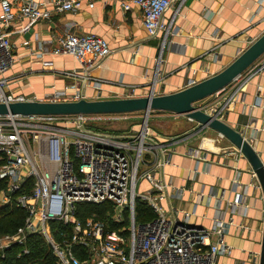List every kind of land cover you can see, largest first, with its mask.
I'll return each mask as SVG.
<instances>
[{"label": "built area", "instance_id": "built-area-1", "mask_svg": "<svg viewBox=\"0 0 264 264\" xmlns=\"http://www.w3.org/2000/svg\"><path fill=\"white\" fill-rule=\"evenodd\" d=\"M96 1L57 0L50 10L34 0H0V103L34 101L6 91L9 81L5 75L16 58L10 37L15 20L26 19L30 24L49 22L55 14L77 13L84 2L94 8ZM187 1L129 0L122 7L129 11L137 6L148 35L161 39L163 48ZM174 5L172 18L164 20ZM46 53L72 57L91 69L108 58L112 49L96 35L69 29L53 38L49 50L41 48L40 55ZM52 66L50 60L43 62V68ZM263 71L264 56L227 89L212 96L214 103L197 107L224 121L225 112L248 82ZM93 86L100 89V83ZM82 98L85 96L80 92L71 96L60 90L38 101L72 102ZM136 114L0 116V181L4 184L0 206L25 211L24 222L15 232L0 234V259H6L14 247L20 248L18 257L28 255L27 244L32 236L46 242L57 264H215L219 255L231 253L224 241L228 224L221 218L214 220L211 230L190 227L192 213L166 209L162 203L168 198L169 185L163 180V172L170 164L171 145L195 138L208 128L184 116L164 113L175 119L183 117L195 123L196 128L180 138L161 142L148 127L155 112H140L142 124L128 132L112 133L99 128L129 121ZM232 151L235 158L242 157L235 147ZM188 153L197 161L209 163L205 155L199 156L198 150L190 149ZM140 181L150 187L138 194ZM138 201L152 211L151 220L137 221ZM87 204H105L110 209L105 219L96 214L81 219L79 207ZM232 206L242 208L240 195L235 196ZM212 237L216 238L214 243Z\"/></svg>", "mask_w": 264, "mask_h": 264}, {"label": "crops", "instance_id": "crops-1", "mask_svg": "<svg viewBox=\"0 0 264 264\" xmlns=\"http://www.w3.org/2000/svg\"><path fill=\"white\" fill-rule=\"evenodd\" d=\"M34 1L53 10L57 0ZM127 1L97 0L94 8L84 2L77 13L55 14L49 22L16 19L10 28L16 58L5 75L6 91L34 101L60 90L71 96L80 92L87 100L144 97L156 77L155 94L156 89L170 94L219 73L264 33V0H188L162 50L160 39L151 38L145 30L141 10L132 6L124 11L122 4ZM175 10L174 5L164 20L169 21ZM69 29L104 39L112 54L91 69L69 56L40 55L42 47L49 50L53 38ZM48 60L53 66L43 68ZM73 72L77 75H66ZM96 82L99 90L93 86ZM179 119L196 128L195 123ZM223 119L264 158V71L248 82ZM190 149L205 155L209 163L195 160ZM232 150L231 143L210 129L171 145L170 164L163 172L168 198L162 203L166 209L192 213L190 227L211 230L216 218L228 224L224 241L231 253L219 255L215 264H258L264 201L248 162L243 156L235 158ZM236 195L242 197V208L233 209Z\"/></svg>", "mask_w": 264, "mask_h": 264}, {"label": "water", "instance_id": "water-1", "mask_svg": "<svg viewBox=\"0 0 264 264\" xmlns=\"http://www.w3.org/2000/svg\"><path fill=\"white\" fill-rule=\"evenodd\" d=\"M163 50V48H161ZM264 56V33L241 52L235 60L219 73L170 94H155L154 77L149 94L144 97L87 100L72 102L26 101L6 105L0 103V116H81L128 114L140 112L172 113L184 116L196 124L221 135L231 143L248 162L251 175L261 190L264 201V162L241 131L225 121L209 115L196 104L227 89L239 76L249 70ZM157 72V70H156ZM258 264H264V226Z\"/></svg>", "mask_w": 264, "mask_h": 264}, {"label": "trees", "instance_id": "trees-1", "mask_svg": "<svg viewBox=\"0 0 264 264\" xmlns=\"http://www.w3.org/2000/svg\"><path fill=\"white\" fill-rule=\"evenodd\" d=\"M4 188V184L0 181V191ZM109 205H81L79 207V216L81 219L89 217L91 214H96L97 218L105 219ZM153 218V213L149 207L138 201L136 203V219L142 223ZM25 219V211L12 208L10 206H0V234L13 233L20 227ZM28 255L18 257L20 248H12L6 259H0V264H57L51 249L46 242L39 236L29 238Z\"/></svg>", "mask_w": 264, "mask_h": 264}, {"label": "rangeland", "instance_id": "rangeland-1", "mask_svg": "<svg viewBox=\"0 0 264 264\" xmlns=\"http://www.w3.org/2000/svg\"><path fill=\"white\" fill-rule=\"evenodd\" d=\"M259 37V36H258ZM161 43V39H160ZM162 46V45H161ZM163 94L164 90H158L156 89V94L160 95ZM135 97L134 94L132 96H127L124 98H132ZM214 103V97H210L204 101H201L196 104L198 107H204L206 105H209V103ZM163 114V115H162ZM143 115L142 114H136L133 116V118L129 121L117 123V124H108V125H100V130L107 131V132H128L131 129L135 128L138 129L140 124L143 122ZM186 121L184 119H178V120H170L164 116V113H155L152 115L148 122V127L152 130L153 134L158 138V140L163 139L165 137H173V138H180L183 136V134H187L188 131H191V127L187 125ZM194 124V123H192ZM191 126V125H190ZM262 159V158H261ZM264 162V158L262 159ZM149 186L146 184L144 186L143 181L139 182L137 192L140 194L142 191L148 190ZM35 264H38L35 263Z\"/></svg>", "mask_w": 264, "mask_h": 264}]
</instances>
